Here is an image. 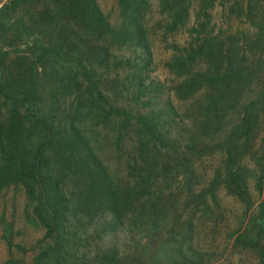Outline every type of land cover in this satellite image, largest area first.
<instances>
[{"label": "rangeland", "instance_id": "374dc122", "mask_svg": "<svg viewBox=\"0 0 264 264\" xmlns=\"http://www.w3.org/2000/svg\"><path fill=\"white\" fill-rule=\"evenodd\" d=\"M96 1L119 27L117 0ZM141 21L143 46L109 39L93 85L52 100L58 121L78 107L94 151L129 193L120 220L72 203L58 257L35 194L11 184L0 190V264H264V0H148ZM207 41L212 51L199 50ZM227 60L246 67L245 91L223 103L216 70ZM255 99L259 120L247 133L241 103ZM235 169L247 175L251 207L226 187Z\"/></svg>", "mask_w": 264, "mask_h": 264}, {"label": "trees", "instance_id": "16d2710c", "mask_svg": "<svg viewBox=\"0 0 264 264\" xmlns=\"http://www.w3.org/2000/svg\"><path fill=\"white\" fill-rule=\"evenodd\" d=\"M117 2L123 20L119 27L111 25L96 0H7L0 6V190L22 183L35 194L37 216L47 227L58 257L65 249L63 237L72 203L80 205L84 215L108 213L113 225L130 197L94 151L79 122L78 107L61 121L51 118L56 92H66L83 81L93 85L94 57L102 61L110 55L109 39H136L143 46L141 20L148 0ZM28 3L35 15L26 12ZM185 12L186 8L176 12L175 23ZM75 29L82 38L71 36ZM8 35L13 39L7 40ZM212 45L207 41L199 50L211 52ZM218 49L221 53L222 48ZM11 51L17 55L15 60H8ZM244 69L241 63L227 60L216 70L226 87L223 103L228 95L234 100L245 91ZM252 70L254 64L248 68ZM97 93L102 98V91ZM214 100L210 96L207 103ZM241 104L239 127L249 133L259 120L257 100ZM235 150L243 156L239 147ZM226 187L251 207L245 172L233 170Z\"/></svg>", "mask_w": 264, "mask_h": 264}]
</instances>
